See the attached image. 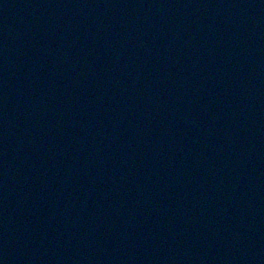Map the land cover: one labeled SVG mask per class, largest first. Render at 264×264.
I'll list each match as a JSON object with an SVG mask.
<instances>
[{
  "label": "water",
  "instance_id": "1",
  "mask_svg": "<svg viewBox=\"0 0 264 264\" xmlns=\"http://www.w3.org/2000/svg\"><path fill=\"white\" fill-rule=\"evenodd\" d=\"M0 264H264V0H0Z\"/></svg>",
  "mask_w": 264,
  "mask_h": 264
}]
</instances>
